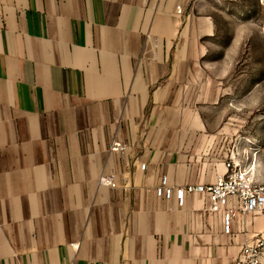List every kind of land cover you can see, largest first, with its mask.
I'll use <instances>...</instances> for the list:
<instances>
[{"label":"crops","instance_id":"obj_1","mask_svg":"<svg viewBox=\"0 0 264 264\" xmlns=\"http://www.w3.org/2000/svg\"><path fill=\"white\" fill-rule=\"evenodd\" d=\"M226 1L0 0V264H238L264 239L262 212L225 230L206 193H156L240 159L200 12Z\"/></svg>","mask_w":264,"mask_h":264},{"label":"rangeland","instance_id":"obj_2","mask_svg":"<svg viewBox=\"0 0 264 264\" xmlns=\"http://www.w3.org/2000/svg\"><path fill=\"white\" fill-rule=\"evenodd\" d=\"M248 1L209 4L200 12L211 14L216 30L207 39V58L240 92L228 100L244 129L238 164L259 182L264 181V4Z\"/></svg>","mask_w":264,"mask_h":264},{"label":"built area","instance_id":"obj_3","mask_svg":"<svg viewBox=\"0 0 264 264\" xmlns=\"http://www.w3.org/2000/svg\"><path fill=\"white\" fill-rule=\"evenodd\" d=\"M110 149L120 151L124 149V146L115 141ZM225 167L226 171L218 174L216 180L210 184H187L174 189L163 178L156 187V193L166 198L175 195L180 204H182L185 194L206 193L209 198L208 209L210 211H223L225 230H228L230 220L237 213L245 214L249 211L264 213V182H255L248 172L238 164V160L234 156H230L226 160ZM99 182L114 186V176L103 175ZM229 197H235L238 200L237 207H227ZM263 251V238L245 244L238 264H262L260 257Z\"/></svg>","mask_w":264,"mask_h":264},{"label":"bare ground","instance_id":"obj_4","mask_svg":"<svg viewBox=\"0 0 264 264\" xmlns=\"http://www.w3.org/2000/svg\"><path fill=\"white\" fill-rule=\"evenodd\" d=\"M264 29V28H263Z\"/></svg>","mask_w":264,"mask_h":264}]
</instances>
